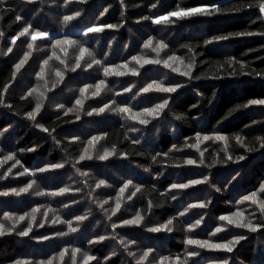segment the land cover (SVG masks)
Segmentation results:
<instances>
[{"label": "trees", "instance_id": "16d2710c", "mask_svg": "<svg viewBox=\"0 0 264 264\" xmlns=\"http://www.w3.org/2000/svg\"><path fill=\"white\" fill-rule=\"evenodd\" d=\"M178 4L181 7L218 5L221 11L213 16L173 18L176 22L169 24L152 22L177 10ZM258 4L259 0H4L0 4L3 33L0 36V176L5 177L0 179V192L20 189L36 181L27 193L0 196V223L6 230L15 225L10 234L0 236V264L16 261L38 264L54 257V264H60L59 255L64 249L69 253L64 264H71L70 256L76 248L81 249L76 264H83L85 254L96 257L90 264H137L147 249L154 250L148 264H157L165 256H179L187 264H220L224 259L229 264H264V243L260 240H264V228L253 233L230 226L226 221L221 223L219 219L230 215L233 201L252 192L259 193L264 185V148L257 139L264 137V105L241 107L252 99H264V14L259 12ZM77 12L79 16H75ZM68 15L75 19L65 23L63 17ZM17 16L22 19L17 21ZM28 25L30 32L48 33L46 39L33 44L34 52H42L40 63L45 65L47 60V67L57 66L54 71L49 68L48 75L44 70V77L39 75V80L51 92L50 98L59 102L42 111L35 120L28 113L35 108L36 96L22 93L23 82L18 85L19 92H13L21 72L34 70L27 63L16 72L14 61L17 46L32 43L31 38L24 37L12 43ZM102 25L117 27L87 32L89 27ZM241 32L257 35H234ZM218 36L230 38L215 40ZM149 38H154L153 46L163 40L168 48L157 56L144 48ZM57 40H72L76 44L61 45L67 49L65 56L56 46ZM41 45L47 47L46 55ZM81 48H87L90 55L86 53L80 61L81 67L72 71ZM173 55L181 57L185 64H195L193 79L165 68L163 63L140 67L132 60L141 56L163 61ZM55 56L65 63L61 64ZM230 60L235 63L230 64ZM89 64L92 66L88 67ZM124 64L128 65L127 69L121 67ZM173 66L186 70L178 61ZM105 68L127 74L105 75ZM129 69L137 70L139 75H132ZM57 70L63 72L62 82L55 74ZM102 80L105 86L99 95H93L95 85ZM153 82L184 86L171 94L142 91ZM86 87L88 91L84 93ZM165 98L170 100L169 105L157 118L141 117L150 123L142 125L130 118ZM77 100L82 101V106L76 104ZM123 107L131 108L132 113L117 111ZM100 108L106 110L95 111ZM44 128L49 131H43ZM198 133L222 134L229 140L227 144L201 140L200 151L204 153L201 158L196 148L188 147L196 143ZM237 136L244 138L243 144L236 141ZM93 137L101 139L89 143ZM86 145H90L87 154L93 158L80 161ZM105 150L114 151L115 155L100 160L98 157ZM10 154L14 160H6ZM229 155L232 160L227 159ZM240 156L245 159L239 160ZM188 158L197 160V164H185ZM56 164L63 167H51ZM40 168L49 170L37 171ZM242 170L231 189L222 185L220 192L214 191L215 185L235 179ZM21 172L25 174L20 175ZM197 179L207 182L198 189L196 185L187 189L171 187ZM101 180L105 184L97 187ZM128 181L132 186L121 195L120 189ZM136 186L141 191L127 204L128 193ZM63 188L70 191L54 194ZM39 192L44 195H37ZM204 193L215 194L212 203V197L207 199L209 215L207 207H190ZM112 195L127 204L114 216L113 202L105 203ZM259 196L264 200V193ZM253 206L255 210L246 217L254 224H264V214L257 205ZM5 213L12 214L14 219L4 220ZM137 213L145 217L142 224L121 226ZM21 215L28 218L18 222ZM79 216L87 218L78 221ZM169 219L174 221L171 232L148 230ZM197 220L201 223L192 228ZM69 224L77 231L71 232ZM29 225L31 233L20 236L18 233ZM221 226L225 231L213 236ZM234 233L247 238L231 253L186 243L189 238L226 242ZM100 237L105 239L100 241ZM121 240L135 244L125 247ZM190 251L199 255L189 258Z\"/></svg>", "mask_w": 264, "mask_h": 264}, {"label": "snow or ice", "instance_id": "6c2138e0", "mask_svg": "<svg viewBox=\"0 0 264 264\" xmlns=\"http://www.w3.org/2000/svg\"><path fill=\"white\" fill-rule=\"evenodd\" d=\"M81 2H86V0H81ZM4 3V0H0V4ZM251 6V5H249ZM153 7H155V5H153ZM259 12L264 14V0H259ZM221 11V8L218 5H201V6H195V7H181L179 4L177 5V10L175 11H170L167 14L163 15V16H158L156 18H154L152 20L153 23L155 24H169V23H175L176 20H183V19H188V18H192V17H196V16H213L216 15L217 13H219ZM80 13L77 12L75 14V16H79ZM75 16H64L63 20L65 23L72 21L73 19H75ZM173 18H176V20H173ZM22 18L17 16L16 20L19 21ZM145 19H150L148 17H145ZM115 28L117 27L116 25H102V26H93V27H89L87 29L88 33H94V32H101L104 30V28ZM31 30V25H28L27 27H24L23 30L19 33V36L14 37L12 39V43L15 44L16 40L19 39V37H23V36H27L29 35ZM3 33L0 32V36H2ZM235 36H252V35H257V33L254 32H247V33H235ZM48 37V33L46 32H40V31H35L31 33V39L33 41H36L38 39H46ZM229 36H218L215 37V40H227L229 39ZM212 41H208L207 43H211ZM76 41H72V40H57L56 41V46L60 47L61 45H68V46H72L75 45ZM154 45V38H149L146 43L144 44V48L150 50L151 52H154L157 54V56L160 55L161 52H163L165 49L168 48V45L166 43H164L163 40L159 41L158 44H156V46ZM28 48L29 49H33L34 45L32 43L28 44ZM9 52L12 51L11 48L8 49ZM61 51L64 53L65 56H67L68 52L67 49L61 47ZM80 54L79 57L75 63V67L72 68V71H75L77 68L81 67V63L80 61H83L85 58V54H89L88 49L87 48H81L79 50ZM31 56V52L27 53L24 56V59H22L18 64H16L15 68H16V72H19L20 69L23 67V65L27 62V60L30 58ZM55 59L60 60V63L63 64L65 63L64 60H61L59 56H55ZM132 60L135 61L137 64L140 65V67H143L145 64H160L163 63L165 68H170L173 72L178 73L181 76L187 77L189 79H193L192 76V72L195 69V64L193 62H189L187 64H185V61L181 58V57H177V56H168L167 59L161 61L160 59H152V58H147V57H141V56H134L132 57ZM179 62V65L183 66L186 70H181V67H174V63L175 62ZM45 65L48 64V61L46 60ZM95 63L99 64L100 61H95ZM229 63H235L234 60H230ZM92 65L89 64L88 67H91ZM121 67L123 68H128L127 64L122 65ZM129 71H131L132 75H139V72L135 69H129ZM56 76L61 78V82L63 79V72L57 70L56 71ZM104 74L105 75H109V74H113L116 76H122V75H126V72H122V71H113L111 69L105 68L104 69ZM44 77V73H41V78ZM195 78H199V77H195ZM102 86H105V82L102 80L100 81V83H98L97 85H95L96 91L93 93V95H99L100 92L102 91ZM184 85L182 84H174V85H165L162 82H153L151 84H148L147 87L143 88L142 91L145 93L148 92H160V93H176L178 91V89H180L181 87H183ZM46 87V85H45ZM5 92H7V87L4 89ZM84 93H87L88 88L86 87L85 89L82 90ZM126 91H131V89H126ZM34 92H37V89H32L31 92L28 93L29 96L33 95ZM40 97H41V102L37 103L35 106V110L32 112L28 113V117L32 120H35L37 115L39 114L43 104H42V98H43V93H40ZM2 102V101H0ZM170 100L168 98H165L162 100V102L157 103L154 107H150V108H145L143 109L142 112H137L134 115H131V119L133 120H137L140 124L142 125H146L148 123H150V120L148 119H142L141 117H151L153 119L157 118L160 114H162L164 112V110L168 107ZM77 105L82 106V101L81 100H77L76 101ZM250 105H264V99H252L250 100L247 104L242 105L241 107L243 108H247ZM63 107V106H61ZM108 107V106H106ZM106 110V108H100L98 110V112H104ZM238 110V109H234ZM118 112L121 113H127V114H131L132 113V109L128 108V107H123V108H118L117 109ZM88 115H92V112H89ZM231 115V113L229 114ZM43 131L48 132L49 129L44 128ZM99 139H101V137H93L92 140L89 143H95L98 142ZM196 143L195 144H191L188 145V147H194L196 148L197 151L200 152V156L201 158H203L204 153L202 151H200V142L201 140L203 141H211V140H215V141H221L224 142L225 144H227L229 137L222 135V134H216L215 136L212 135H201V134H197L196 137ZM236 141L240 144L244 143V138L237 136L235 137ZM260 142V147L264 148V137H258L257 138ZM134 143L138 142V141H133ZM250 150H254V149H250ZM88 150L85 149V154L81 155L79 157L80 161H83L85 159H92L93 157L91 155H88ZM115 155L114 151H109V150H105L103 152L102 155H100L98 158L100 160H107L110 156ZM15 157L13 154H10L6 157V160H14ZM228 160H232L233 157L231 155H229L227 157ZM239 160H243L245 159L244 156H240L238 158ZM201 163H203V159H201L200 161ZM17 163H19L17 161ZM185 164L187 165H195L197 164V160L195 159H191L188 158L184 161ZM51 167L53 168H61L63 167L62 164H56V165H52ZM49 168H40L37 171L39 172H46L48 171ZM10 171V170H9ZM20 175H24V172L19 173ZM32 175H35V173H32ZM5 177L0 176V179H4ZM207 180H191L188 183H178V184H173L171 187L172 189H187L190 188L194 185H198V184H203L206 183ZM36 184L35 180H32L30 183H28L25 187L20 188V189H16V188H12L10 191H3L0 192V196H8L10 194H15L17 196L21 195V193H27L29 192V190H31L33 188V186ZM105 184V181L101 180L99 181V183L96 185L97 187H100L102 185ZM132 186V182L128 181L127 183H125L123 185V187L120 189V193L121 195H123L130 187ZM70 191V189L68 188H63L60 190L59 193H54L55 195H61L65 192ZM141 191V188L139 186H136L134 191H131L128 193V199H132V197H134L138 192ZM216 191H220V189H216ZM259 193H264V185L260 186L259 189ZM258 192H252L250 195H246L243 197V200L241 201V203L244 202H251L254 205H257L260 212L262 214H264V200L260 199ZM37 195H44V193L39 192L37 193ZM105 203H107V201H105ZM210 203V201L208 202ZM208 203L205 202H200L197 204H193L190 207L192 208H206L208 206ZM101 207H103V205H101ZM121 208V203L119 200H117L116 202V206H115V211L112 212V215H116V213L120 210ZM35 211H39V209H36ZM180 215H184V213H180ZM28 217L27 215H21L18 217V222H22L24 220H26ZM87 217L85 216H79L76 217V219L78 221H83L85 220ZM111 218V217H109ZM14 217L12 216V214L9 213H5L4 214V220H13ZM145 217L143 215H140L139 213H137L136 216H134L132 219H127L124 220L122 222L121 226H128V225H140L143 223ZM219 219L221 221H226L228 225L230 226H234L236 228H240V229H247L250 232H258L260 231L262 228H264V224H254L250 219H248L245 216V213L243 211H236L230 215H222L219 217ZM32 220L35 221V216H32ZM58 221H53V223H56ZM201 223L200 220L196 221V225L191 226L192 228L196 227L197 225H199ZM174 224V221L172 219H169L165 224L160 225V226H156V227H152L149 228L148 230L151 232H171L172 229V225ZM41 227H43V225H40ZM15 228V225H13L12 229H5V225L3 223H0V236L6 235V234H10L11 231H13ZM69 228L71 232H76L77 229L75 227H71V225L69 224ZM191 230V228L189 229ZM32 231V226L29 225L25 230L20 231L18 234L20 236H28ZM225 231L224 227H217L215 229V231L212 233L213 236L217 235L218 233H221ZM57 235H67V233H58ZM247 237L244 235H238L235 236L233 239L228 240L226 242H220V243H216V242H212L210 240L207 239H194V238H189L187 239L186 243L189 246H194L196 248H200V249H209V250H217V251H224L226 253H231L234 251L235 247L237 245H240L241 241L245 240ZM43 239H48V237H43ZM105 237H100L99 240L102 241L104 240ZM95 242H99V241H93ZM120 243L122 245H124L125 247H128L129 244H135V241H130L128 242V244H125V241L121 240ZM154 250L153 249H147L146 251L143 252L142 256L138 259L137 264H148V260L149 257L152 256ZM81 253V249L76 248L72 251L70 259H71V264H76V257L79 256ZM68 249H64L63 252L59 255V261L60 264H64V258L65 256H68ZM130 255L135 256V253H130ZM199 253L197 251H190L187 253V256L189 258L191 257H196L198 256ZM55 257L52 259H49L47 261H39L38 264H54L55 262ZM96 257L92 256V255H87L85 254L83 257V264H90L91 261L95 260ZM15 264H31L30 261H16ZM157 264H187V260H181V257L176 256V257H161L159 258V260L157 261ZM220 264H229V261L227 259H224L222 261H220Z\"/></svg>", "mask_w": 264, "mask_h": 264}, {"label": "rangeland", "instance_id": "374dc122", "mask_svg": "<svg viewBox=\"0 0 264 264\" xmlns=\"http://www.w3.org/2000/svg\"><path fill=\"white\" fill-rule=\"evenodd\" d=\"M41 15L43 14V13H40ZM30 33H32V32H30ZM29 33V35H27V36H23L24 38H31V34ZM22 38V37H21ZM39 40H36V41H33V40H31V42H32V44H34V42H38ZM50 46H51V44H50ZM65 47V46H64ZM40 48H44V52H45V55L47 54V47H43L42 45L40 46ZM59 48H61V46L59 47ZM34 49V48H33ZM33 49H29L28 48V44L27 45H25V46H21V44H19L18 46H17V53H15L14 54V61L18 64L22 59H24V56L27 54V53H29V52H31V56H30V58L27 60V62L25 63V64H27V63H29L28 64V67H29V65H31V68H34V70L33 71H30V72H26V73H24V71H27L26 69H24L22 72H21V76L19 77V78H17V80L18 81H16V83H15V85H14V87H13V92H19L18 91V85L20 84V82H23V84H24V86H25V88L22 90L23 92L22 93H29V92H31L32 91V89H37V92H34L33 93V95H35L36 96V104L37 103H40L41 102V97H40V93H43V98H42V104H43V106H42V108H41V110H40V112H39V114L40 113H42V111H45V110H47V108L48 107H53V106H55L56 104H58V102L59 101H57L55 98H53V99H51L50 98V96L52 95L51 94V92L45 87V84H44V82H41L40 80H39V75H41V73H44V70H46V74L48 73L49 74V68L50 67H47L48 65H43V64H41L40 63V59H39V56H41V53L42 52H39V51H37V52H34L33 51ZM36 60H38V61H36ZM42 60H44V58L42 59ZM50 63H52V62H50ZM24 64V65H25ZM50 69H52L53 71L55 70V69H57V66H55V65H53L52 66V68H50ZM21 70H22V68H21ZM47 74V75H48ZM25 79H27V81H24ZM36 106V105H35ZM35 110V108L33 109V111ZM89 146L90 145H86L85 147H86V149H89ZM243 173V170L241 171V173H239L238 175H237V177H235V179H233V180H231V181H229V182H222L221 184L219 183V184H217V185H215V192L216 193H218V192H220L221 190H222V185L223 186H226V189L227 190H229V189H231L232 188V186L234 185V183H235V180L236 179H238L240 176H241V174ZM237 184H238V182H237ZM236 184V185H237ZM201 187H203L202 186V184H198V185H196V189H198V188H201ZM195 188H193V190L195 189ZM235 188V187H234ZM216 189H220V191H216ZM236 189V188H235ZM247 195V194H246ZM245 195V196H246ZM112 197V199L111 200H108L107 201V203H109V202H113V206L112 207H115L116 206V202H117V200L119 199V198H116L115 196H111ZM212 197V200H211V203H212V201H213V198L215 197V194L214 195H210V193H204L197 201H196V203L195 204H197V203H200V202H205V203H207V199L208 198H211ZM235 197H237V196H235ZM235 197L233 198V199H235ZM125 200V199H124ZM243 199H241V200H236V201H233V204H234V206L233 207H231V212H230V214H232V213H234V212H236V211H243L244 213H245V216H248L249 214H251V213H253V211L255 210V208H254V206H253V204L251 203V202H244V204L243 203H241V201H242ZM130 201H132V199H127V204L130 202ZM124 202V201H123ZM127 204H122L121 203V208H120V210H119V212H121L123 209H125V207H127ZM243 204V205H242ZM106 205V204H105ZM134 207V206H133ZM193 209V208H192ZM209 207H207V210H208V215H209ZM115 210V209H114ZM126 210H128L127 208H126ZM191 212V211H190ZM206 214V213H205ZM205 214L203 215V217L201 218L203 221H204V217H205ZM208 215H206V217L208 216ZM213 217H214V215H213ZM200 218H198V219H200ZM218 217H216V219H217ZM220 222L221 223H223V221H221L220 220ZM209 228L211 229V225L209 226ZM229 229V228H228ZM231 230V229H230ZM213 232V231H212ZM235 236H237V234H233V236H230V238H228L227 239V241L228 240H231V239H233ZM261 240V242L262 243H264V240L263 239H260ZM242 242V241H241Z\"/></svg>", "mask_w": 264, "mask_h": 264}]
</instances>
